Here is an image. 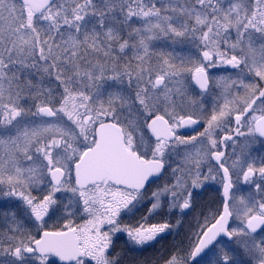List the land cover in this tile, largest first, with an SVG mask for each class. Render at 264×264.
<instances>
[{
  "label": "snow or ice",
  "instance_id": "obj_1",
  "mask_svg": "<svg viewBox=\"0 0 264 264\" xmlns=\"http://www.w3.org/2000/svg\"><path fill=\"white\" fill-rule=\"evenodd\" d=\"M0 264H264V0H0Z\"/></svg>",
  "mask_w": 264,
  "mask_h": 264
}]
</instances>
